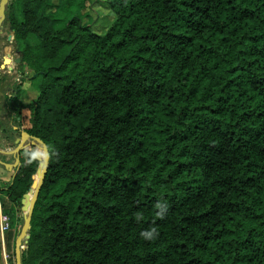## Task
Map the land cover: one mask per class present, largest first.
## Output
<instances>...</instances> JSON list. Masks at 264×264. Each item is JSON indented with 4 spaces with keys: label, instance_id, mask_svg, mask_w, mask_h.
<instances>
[{
    "label": "trees",
    "instance_id": "1",
    "mask_svg": "<svg viewBox=\"0 0 264 264\" xmlns=\"http://www.w3.org/2000/svg\"><path fill=\"white\" fill-rule=\"evenodd\" d=\"M50 2L8 4L40 92L14 135L51 156L22 263L264 264V0H108L105 33ZM44 160L0 187L10 264Z\"/></svg>",
    "mask_w": 264,
    "mask_h": 264
},
{
    "label": "flooded vegetation",
    "instance_id": "2",
    "mask_svg": "<svg viewBox=\"0 0 264 264\" xmlns=\"http://www.w3.org/2000/svg\"><path fill=\"white\" fill-rule=\"evenodd\" d=\"M9 19L7 5L3 20L0 15V131L6 124L13 136L20 130L21 116L18 114L23 107L36 104L40 92L35 86V72L24 61L23 47L17 41ZM30 90L37 92V96L25 105L23 99Z\"/></svg>",
    "mask_w": 264,
    "mask_h": 264
},
{
    "label": "rangeland",
    "instance_id": "3",
    "mask_svg": "<svg viewBox=\"0 0 264 264\" xmlns=\"http://www.w3.org/2000/svg\"><path fill=\"white\" fill-rule=\"evenodd\" d=\"M48 12L58 20L59 27H63L73 17H79L84 24L93 23L94 29L102 33H105L115 20V14L111 10L108 0H51ZM29 43L37 45L39 40L31 37ZM36 188L35 180L29 193L34 194ZM26 217L27 214L24 212V218ZM14 259V264H16V258L14 257Z\"/></svg>",
    "mask_w": 264,
    "mask_h": 264
},
{
    "label": "crops",
    "instance_id": "4",
    "mask_svg": "<svg viewBox=\"0 0 264 264\" xmlns=\"http://www.w3.org/2000/svg\"><path fill=\"white\" fill-rule=\"evenodd\" d=\"M36 96H37V92L30 90L29 93L24 97L23 103L25 105L30 103L31 101L36 99ZM9 125L11 126L12 123L10 122ZM18 125L21 126V122L18 123ZM4 126L1 127L3 131L2 130L0 131V165L5 168L3 169L2 167H0L1 187L5 186L10 181L11 177L15 173V169L18 168V166L20 165L18 163V159L20 157V161H21L22 151L19 156L15 152L16 148L20 144H23L24 148H26L29 143L33 144L34 142H36L32 136H28L27 138L23 139V134L25 133V131H22L23 129L21 130L20 137H17L14 134L13 136H11L10 134L11 131L8 132V129L6 128V126L5 127ZM12 142H16L17 147L14 150H7L4 146ZM2 215H3V211L1 207V201H0V264H10L9 259H6L5 257V254H7L6 243L5 241H3L1 237V217Z\"/></svg>",
    "mask_w": 264,
    "mask_h": 264
},
{
    "label": "water",
    "instance_id": "5",
    "mask_svg": "<svg viewBox=\"0 0 264 264\" xmlns=\"http://www.w3.org/2000/svg\"><path fill=\"white\" fill-rule=\"evenodd\" d=\"M10 0H1V3H0V15L2 16V20L3 18L5 17V10H6V7L7 5L9 4ZM18 61H21L20 59ZM29 136V134L27 132H25L23 134V139L24 138H27ZM33 139L41 144L43 146V149H44V155H45V160H44V166L43 168L38 172L39 174H41V181L40 183L37 185V188L35 190V193H34V199L32 201V204L31 206L29 205L28 203V198H29V194H26L24 196V200H23V211L27 214V217L25 218V223H24V226L21 230V233L20 235L17 237V240H16V244H15V258H16V264H23L22 263V258H21V252H22V245H23V242H24V239L27 237L29 238V230H30V224H31V221H32V216H33V212H34V208H35V205H36V202L39 198V195H40V192H41V189H42V186H43V183H44V180H45V176H46V173L49 169V165H50V160H51V156H50V152H49V148L48 146L44 143V141L40 138H37V137H33ZM24 146L23 144H20L15 152L20 156V153L21 151L23 150ZM18 163L20 164L21 161H20V157L18 159ZM38 174V175H39ZM37 175V176H38ZM36 180V178H35Z\"/></svg>",
    "mask_w": 264,
    "mask_h": 264
},
{
    "label": "built area",
    "instance_id": "6",
    "mask_svg": "<svg viewBox=\"0 0 264 264\" xmlns=\"http://www.w3.org/2000/svg\"><path fill=\"white\" fill-rule=\"evenodd\" d=\"M11 224H10V218L3 214L1 217V237L3 241H5V235L10 230ZM6 259H8L9 255L5 254Z\"/></svg>",
    "mask_w": 264,
    "mask_h": 264
},
{
    "label": "bare ground",
    "instance_id": "7",
    "mask_svg": "<svg viewBox=\"0 0 264 264\" xmlns=\"http://www.w3.org/2000/svg\"><path fill=\"white\" fill-rule=\"evenodd\" d=\"M40 181H41V175H40V179H39L38 184L40 183ZM38 184H37V185H38ZM33 199H34V194L32 195V197H31V201H30V203H29L30 206H31V204H32Z\"/></svg>",
    "mask_w": 264,
    "mask_h": 264
}]
</instances>
